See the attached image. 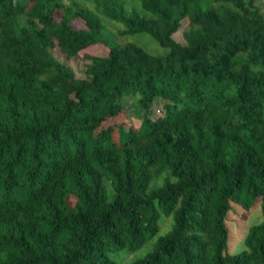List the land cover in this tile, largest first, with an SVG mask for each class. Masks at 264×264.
<instances>
[{"label":"trees","instance_id":"obj_1","mask_svg":"<svg viewBox=\"0 0 264 264\" xmlns=\"http://www.w3.org/2000/svg\"><path fill=\"white\" fill-rule=\"evenodd\" d=\"M92 1L0 0V264H119L161 214L130 264H264V1ZM124 94L161 107L127 127ZM233 203L262 216L231 253Z\"/></svg>","mask_w":264,"mask_h":264},{"label":"rangeland","instance_id":"obj_2","mask_svg":"<svg viewBox=\"0 0 264 264\" xmlns=\"http://www.w3.org/2000/svg\"><path fill=\"white\" fill-rule=\"evenodd\" d=\"M70 0H57L58 2V8L57 12L61 10L63 5L69 3ZM79 3L83 5H87L91 7L93 5L92 0H77ZM264 1V0H262ZM261 1V2H262ZM125 7L127 9H130L131 7H135L141 11H143V8L140 5V2L138 0H125ZM106 29L105 34L110 38V40L113 41H131L136 44H139L143 46L145 49L152 53H164L167 50V47L159 44L148 32L145 31H139L134 33H128L122 36H116L117 29L121 28V25L117 22H114L109 19L104 20ZM175 38H181V32L177 31L174 34ZM52 53L56 58L62 61H66L64 54L58 50L57 47H52L51 49ZM108 51V47L101 43H94L91 44L85 48H83L80 51V54L83 55V53H89V54H95V55H105ZM68 63L73 65L75 68H78L81 66V63H78L74 59L67 60ZM138 96L134 94H124L122 96L121 102H122V110L121 113L114 118L117 121H120L124 123L125 126H132L137 127L145 112L149 114H156L158 113L160 109V104L153 103L150 107H144L141 106V104L138 102ZM160 113V112H159ZM163 113V112H162ZM233 210L229 213L227 217V227H228V240H227V250L231 253L237 252L241 250L244 247L243 242V236L247 230V227L258 221L262 213L260 211L259 203L254 204L253 207L249 209H243L241 206L234 205L233 203ZM159 230L158 232L149 238L143 245H141L139 248L134 250H128V249H121L116 250L111 253V256L118 261L119 264H130L133 260L140 258L144 256L147 252L151 251L154 245V242L159 234H162L166 231H168L171 227V224L173 222V218L171 215H164L161 214L159 217Z\"/></svg>","mask_w":264,"mask_h":264}]
</instances>
